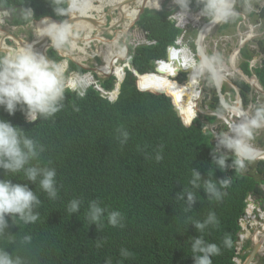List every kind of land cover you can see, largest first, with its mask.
<instances>
[{
  "label": "clouds",
  "instance_id": "1",
  "mask_svg": "<svg viewBox=\"0 0 264 264\" xmlns=\"http://www.w3.org/2000/svg\"><path fill=\"white\" fill-rule=\"evenodd\" d=\"M12 1L0 5V264H30L7 234L17 220L44 234L43 254L50 260L43 264H78L87 256L99 264L89 247L95 244L90 226L102 229L106 218L112 227H124L120 211H108L95 200L88 209L74 198L49 214L39 212L44 196L37 188L56 200L57 184L72 180L68 175L76 171L61 159L87 136L88 100L113 110L123 107L130 115L144 110L159 117L171 111L188 161L198 154L202 162H192L205 168L212 159L215 171L209 178L193 169L190 180L192 189L207 198L183 190L176 209L149 230L155 256L190 264L193 253L194 264H213L222 249L206 242L204 232L220 227L218 215L234 213L235 238L226 235L223 247L234 243L235 264H257L256 257L264 255V0H157V8L150 0ZM162 13L180 31L171 44L162 42L161 29L150 20ZM220 47L229 52L227 59ZM176 51L181 57L173 56ZM166 63L177 69L169 76L172 83L188 87L193 75L199 78L198 98L188 101L192 115L179 105L184 96L177 100L162 88H139L145 76L166 75L161 67ZM17 111L29 124L57 116L61 136L14 125L7 117ZM129 135L120 129V143L126 144ZM162 159L157 152L155 160ZM175 170L171 166L170 172ZM81 172L79 177L88 174ZM168 186L169 181L155 183L145 193ZM160 225L165 226L155 236ZM76 234L84 242L74 245ZM31 242V235L21 241ZM102 244L98 240L96 247ZM120 255L123 264H143L127 248Z\"/></svg>",
  "mask_w": 264,
  "mask_h": 264
},
{
  "label": "trees",
  "instance_id": "2",
  "mask_svg": "<svg viewBox=\"0 0 264 264\" xmlns=\"http://www.w3.org/2000/svg\"><path fill=\"white\" fill-rule=\"evenodd\" d=\"M30 1V0H28ZM26 0H19L24 3ZM12 0H0V5H11ZM168 14L162 13L150 17L152 23L161 29L162 42L171 44L180 34L172 23L167 20ZM177 51L173 53L176 57ZM162 69L166 75L158 76V80L151 79L150 76L141 78L139 88L165 89L170 97L182 100L181 106L188 115L193 114L189 99L198 98L197 94L188 87H181L172 83L169 76H175L177 69L172 63L163 64ZM189 67V66H187ZM199 78L192 79V85H198ZM135 88L133 90H138ZM126 96L133 98L128 92ZM186 103L187 107H186ZM87 101L86 115L92 121L91 124L83 123V130L87 136L76 146L70 147L63 158L62 163L71 164L76 171L68 176L72 179L61 184L59 195L56 200H49L46 193L37 188L36 194L40 192L44 199L40 206V215L49 214L53 207L56 209L68 204L72 199L79 198L83 201L81 207L88 209L91 201H97L108 211H120L124 215V227H112L105 218L102 229L97 225L90 226L93 230L95 244H90V249L94 250L99 264H106L111 259L112 264H123L125 258L121 257L120 249L127 248L134 260H141L143 264H180V260L167 259L163 256H155L153 248L149 245L150 232L159 221H162L176 209L177 194L183 190H192L201 194L203 199L207 196L202 191L192 189L190 180L192 170L199 171L204 179L209 178L215 171L212 159L205 168H200L193 164L202 162L198 154H192L190 161L187 159L188 151L185 150V140L182 139V130L176 126L173 113L165 111L167 116L159 117L153 111H138L137 115H130L123 108L112 109L103 102H94L91 106ZM57 116L49 119H38L37 123L29 124L25 121L21 111L15 115L8 114L7 120L14 125L23 127L26 131L44 134L52 137H60L61 130L57 125ZM124 129L129 132V139L126 144H121L119 130ZM175 142L173 141L172 135ZM161 152L163 159L160 162L155 160V154ZM99 159L98 162L96 160ZM96 164L93 166L91 164ZM176 165L175 174L170 172L171 166ZM85 171L88 174L78 176V172ZM82 173V172H81ZM169 181L168 190L162 192L145 193L148 188H152L155 183L163 184ZM38 187V186H37ZM202 190V189H201ZM133 191L142 192L141 195H134ZM245 190L239 192L241 198L245 197ZM237 202V206H238ZM107 212L105 213V217ZM233 216V217H232ZM221 222L219 228H209L204 232L205 237L221 246V254L213 257V264H235L234 243L231 248H224L222 241L226 235H230L232 240L237 231V216L234 213L218 215ZM16 225L10 224L7 234L16 246L15 252L27 258L30 264H43L50 258L43 254L44 234L39 228L32 227L17 220ZM79 225H73L77 228ZM165 225H160L154 230L156 236L158 231ZM214 230H220L215 236ZM8 234V235H9ZM25 235L32 236V242L24 245L21 243ZM73 244L84 242L82 236L72 237ZM98 240H102V247L97 248ZM69 250V249H68ZM191 255L190 264H194ZM97 264L89 256L82 258L78 264ZM61 264V263H59ZM189 264V261L187 262Z\"/></svg>",
  "mask_w": 264,
  "mask_h": 264
},
{
  "label": "bare ground",
  "instance_id": "3",
  "mask_svg": "<svg viewBox=\"0 0 264 264\" xmlns=\"http://www.w3.org/2000/svg\"><path fill=\"white\" fill-rule=\"evenodd\" d=\"M149 5L152 6V7H154V8H157V7H156V5H157V0H150ZM2 49H4V48H2ZM176 57H181L180 53L177 52ZM184 64H185V68H186V67L188 66L187 63H186V61H185ZM193 77H194V75H193ZM193 77H192V79H193ZM188 86H189V88H190V90H191L192 92H194V93L197 94V92H196V90H195V87L192 85V81L190 82V84H189ZM197 96H198V94H197ZM239 111H241V109H239Z\"/></svg>",
  "mask_w": 264,
  "mask_h": 264
},
{
  "label": "rangeland",
  "instance_id": "4",
  "mask_svg": "<svg viewBox=\"0 0 264 264\" xmlns=\"http://www.w3.org/2000/svg\"><path fill=\"white\" fill-rule=\"evenodd\" d=\"M163 1H165V0H163ZM212 38L216 40V39H217V36L214 35V36H212ZM190 41H191V39H190ZM216 41H217V40H216ZM187 45H190L189 41L187 42ZM222 49H223V47H220V50L222 51L221 57H222L223 60H224V58H225V59L228 58L229 52H228L226 49H225L224 51H223Z\"/></svg>",
  "mask_w": 264,
  "mask_h": 264
},
{
  "label": "flooded vegetation",
  "instance_id": "5",
  "mask_svg": "<svg viewBox=\"0 0 264 264\" xmlns=\"http://www.w3.org/2000/svg\"><path fill=\"white\" fill-rule=\"evenodd\" d=\"M255 262L257 263V264H263L264 263V255H262V256H257L256 257V259H255Z\"/></svg>",
  "mask_w": 264,
  "mask_h": 264
},
{
  "label": "water",
  "instance_id": "6",
  "mask_svg": "<svg viewBox=\"0 0 264 264\" xmlns=\"http://www.w3.org/2000/svg\"><path fill=\"white\" fill-rule=\"evenodd\" d=\"M251 259H252V255L249 257V260H248V262H249Z\"/></svg>",
  "mask_w": 264,
  "mask_h": 264
}]
</instances>
